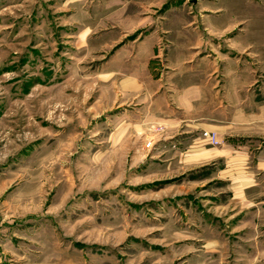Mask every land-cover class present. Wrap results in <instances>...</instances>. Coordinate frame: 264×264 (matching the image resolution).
<instances>
[{
    "label": "rangeland",
    "instance_id": "374dc122",
    "mask_svg": "<svg viewBox=\"0 0 264 264\" xmlns=\"http://www.w3.org/2000/svg\"><path fill=\"white\" fill-rule=\"evenodd\" d=\"M107 4L0 0V264H264V173L108 107L109 57L154 23L107 44Z\"/></svg>",
    "mask_w": 264,
    "mask_h": 264
},
{
    "label": "crops",
    "instance_id": "0c3cea01",
    "mask_svg": "<svg viewBox=\"0 0 264 264\" xmlns=\"http://www.w3.org/2000/svg\"><path fill=\"white\" fill-rule=\"evenodd\" d=\"M107 1V21L119 30L107 44L154 23L109 57L104 77L115 95L108 107L123 109L142 133L161 126L162 146L181 147L187 161L225 159L246 180L264 173V149L256 145L264 140V7L182 0L156 20L165 0Z\"/></svg>",
    "mask_w": 264,
    "mask_h": 264
},
{
    "label": "built area",
    "instance_id": "2783aa9c",
    "mask_svg": "<svg viewBox=\"0 0 264 264\" xmlns=\"http://www.w3.org/2000/svg\"><path fill=\"white\" fill-rule=\"evenodd\" d=\"M158 130L162 131L163 129L159 127ZM201 136L204 140H206L209 144L213 146H217L219 144L216 135L212 132H202Z\"/></svg>",
    "mask_w": 264,
    "mask_h": 264
}]
</instances>
